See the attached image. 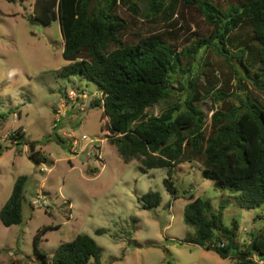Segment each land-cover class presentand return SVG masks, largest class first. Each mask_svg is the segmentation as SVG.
I'll list each match as a JSON object with an SVG mask.
<instances>
[{"label":"trees","instance_id":"16d2710c","mask_svg":"<svg viewBox=\"0 0 264 264\" xmlns=\"http://www.w3.org/2000/svg\"><path fill=\"white\" fill-rule=\"evenodd\" d=\"M141 4L151 31L131 30ZM121 9L134 17L128 20ZM33 11L40 23H59L67 61L60 74L79 75L98 86L102 99L95 105L102 108L107 135L124 162L137 160L143 172L161 167L170 172L194 161L239 207L264 204V108L250 93L264 95V0H35ZM211 52L223 59L208 61ZM201 65L206 68L200 70ZM177 90L174 102L158 114L148 113ZM206 97L213 104L209 125L197 103ZM35 146L30 141L29 156L40 162ZM26 180V175L16 178L0 208L4 226L22 221ZM164 184L176 193L170 175ZM192 197L183 208V221L191 229L183 241L221 257L233 255L235 264H264V210L255 216L258 233L252 230L244 242L238 220L223 221L226 204L214 210L208 198ZM139 199L144 209L160 204L157 191ZM50 228H40L33 240L43 264H102V248L84 233L59 243L48 256L38 242Z\"/></svg>","mask_w":264,"mask_h":264},{"label":"rangeland","instance_id":"374dc122","mask_svg":"<svg viewBox=\"0 0 264 264\" xmlns=\"http://www.w3.org/2000/svg\"><path fill=\"white\" fill-rule=\"evenodd\" d=\"M34 2L0 0V208L16 178L27 176L21 223L7 227L0 220V264H43L33 240L44 226L51 228L41 234L38 246L48 256L59 243L84 233L102 248V264H235L233 255L221 257L183 241L191 232L183 221V208L191 195L208 198L214 210L223 202V221L229 224L236 218L239 240L248 242L252 230L258 233L255 216L262 213L264 204L239 207L229 191L203 176L202 167L194 161L178 164L170 172L167 167L143 172L137 160L124 162L107 135L102 108L95 105L94 100L100 99L98 86L79 75L60 74L67 61L62 56L59 23H34ZM145 7L141 4L142 14L135 17L120 10L128 20L135 18L131 30L153 29L143 18ZM207 57L208 61L223 59L212 52ZM205 68L201 65L200 70ZM70 90L78 93L74 99L66 97ZM180 91L148 113L158 114ZM250 93L264 108V95L254 89ZM197 103L209 125L211 99ZM17 130L22 134L14 140ZM32 140L41 152L40 162L29 156ZM169 175L175 194L164 184ZM148 191L160 195L156 208L141 206L139 198ZM99 228L104 231L96 233Z\"/></svg>","mask_w":264,"mask_h":264},{"label":"built area","instance_id":"2783aa9c","mask_svg":"<svg viewBox=\"0 0 264 264\" xmlns=\"http://www.w3.org/2000/svg\"><path fill=\"white\" fill-rule=\"evenodd\" d=\"M78 95V93L76 92V91H74V90H70L69 92H68V94H67V97L68 98H70V99H74L76 96ZM82 97H84L85 98V93L84 92H82ZM100 98L102 99V93L100 92ZM62 107H63V109L65 110V108H66V106H67V102L64 100V101H62ZM62 112H61V109L60 110H58V112L56 113V116H57V120L59 119V116H60V114H61ZM85 136L83 135L82 136V138H84ZM77 144V142L75 141V143H74V145H76Z\"/></svg>","mask_w":264,"mask_h":264},{"label":"water","instance_id":"95a60500","mask_svg":"<svg viewBox=\"0 0 264 264\" xmlns=\"http://www.w3.org/2000/svg\"><path fill=\"white\" fill-rule=\"evenodd\" d=\"M34 23H37V24H40V21H38V20H35V22ZM254 236H255V234H256V229L254 230ZM226 253V252H225Z\"/></svg>","mask_w":264,"mask_h":264},{"label":"crops","instance_id":"0c3cea01","mask_svg":"<svg viewBox=\"0 0 264 264\" xmlns=\"http://www.w3.org/2000/svg\"><path fill=\"white\" fill-rule=\"evenodd\" d=\"M67 97V96H66Z\"/></svg>","mask_w":264,"mask_h":264}]
</instances>
